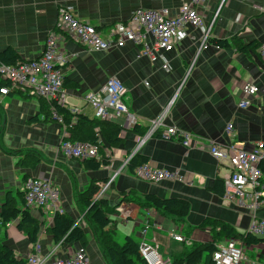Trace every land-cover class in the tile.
<instances>
[{"label": "crops", "instance_id": "crops-1", "mask_svg": "<svg viewBox=\"0 0 264 264\" xmlns=\"http://www.w3.org/2000/svg\"><path fill=\"white\" fill-rule=\"evenodd\" d=\"M187 1L190 0H0V51L13 47L24 60L39 57L49 33L57 31L61 9L67 5L74 7L78 18L95 25L106 36L114 23L127 21L137 9H167L177 15ZM256 5H264V0H206L198 8L210 29L208 47L201 49L204 30L187 25L175 48L165 52L170 71L162 68L161 61L144 56L142 46L133 42L121 48L93 50L68 35L62 36L59 47L70 57L62 69L68 105L94 117L87 94L116 77L127 88L123 101L135 115V125L113 120L124 124L123 141L117 147L100 149L98 159H106L109 164L91 170L83 160L68 158L61 152L65 129L58 120L46 118L48 100L31 90L1 96L0 208L9 192L17 197L19 191L25 190L28 179H49L59 188L66 212L85 229L84 247L90 264H112L86 216L87 209L79 202V193L94 179L99 180L101 188L113 179L111 187L100 196L111 207H117L110 216L115 222V240L123 244L131 236L139 243L159 244L160 252L169 261L195 242L213 236L211 225L203 227L204 223L220 220L245 233L254 218L264 219V203L255 211L248 210L225 200L213 189L218 178L228 175L229 168L220 165L210 153L213 142L237 144L250 151L264 141V57L260 51L264 45V15ZM213 38L234 43L221 48L211 43ZM153 40L149 37L150 43ZM237 42L253 46L240 51ZM249 82L257 85L258 92L250 97L248 107L241 108L243 86ZM167 105L163 128L140 144L151 121ZM230 123L234 125L232 134L226 131ZM135 126L144 134H138ZM169 126L191 134L194 145L187 147L179 139L162 137V131ZM102 142L105 143L103 138ZM30 150L41 160L37 165L32 161L30 166H24L20 159ZM136 153L148 157L151 165L178 172V178L159 182L138 178L124 166ZM150 193L188 200V216L176 221L163 211L143 207ZM31 213L42 224L38 242L43 264H54L83 247L80 242L55 243L48 231L54 212L31 207ZM173 228L188 242L172 239L169 233ZM0 242L11 246L19 258H27L32 252L33 243L26 232L19 230L18 220H0ZM253 247L256 248H247ZM249 261L245 264H252Z\"/></svg>", "mask_w": 264, "mask_h": 264}, {"label": "built area", "instance_id": "built-area-1", "mask_svg": "<svg viewBox=\"0 0 264 264\" xmlns=\"http://www.w3.org/2000/svg\"><path fill=\"white\" fill-rule=\"evenodd\" d=\"M205 1L184 2L177 15H171L167 9H137L127 21L114 23L106 36L95 25L78 18L74 13V7L67 5L61 9L57 31L53 30L49 33L44 50L39 57L24 60L16 65L0 64L1 78L10 83L9 86H0V99L11 91L31 90L39 98H44L53 104V117L63 124V118L57 113V107L67 108L74 114L81 111L68 105L62 69L67 65L70 57L59 47V39L62 36L68 35L93 50H111L133 42L142 46L144 56L152 61H161L162 68L170 71L172 67L165 52L175 48L180 32L187 25L204 30L201 49L208 47L210 29L206 27L204 17L198 8ZM256 9L264 15V5H256ZM149 37L154 39L152 43L149 42ZM260 51L264 57V45ZM126 92L127 88L123 82L116 77H111L104 85L90 91L86 99L94 110V117L123 120L127 125H135L136 117L123 101ZM257 92V85L246 83L243 86L245 98L239 106L248 107L250 97ZM167 111L168 105L159 117L151 121L147 133L140 139V144L163 128V119ZM233 128L232 123L228 124L227 133L232 134ZM64 129L65 138L60 144V150L66 157L79 160L98 158L99 145L89 142H72L66 138L68 133L65 125ZM162 137L179 139L187 147L194 145L192 135L179 130L176 126L166 127L162 131ZM210 153L220 165L229 168V173L224 178L223 198L248 210H257L264 203V169L262 167L264 141H259L250 151L240 148L237 144L226 145L213 142L210 144ZM132 156L125 161V167ZM135 175L143 180L159 182L164 179H176L179 173L146 162L137 167ZM112 180L103 185L99 196L111 187ZM24 192L26 204L30 208L35 207L47 213L54 212V214L66 212L59 188L49 179H28ZM248 231L257 236H264V219L254 218ZM169 234L177 242H188L176 228H173ZM217 246L218 250L214 254L215 264H242L245 260V248L239 241L230 239ZM40 253L41 245L37 241L27 257V264H43L44 258ZM140 253L146 264L169 263V260H166L160 252L159 244L143 241L140 243ZM54 264H90V258L83 246L67 258L56 260Z\"/></svg>", "mask_w": 264, "mask_h": 264}, {"label": "trees", "instance_id": "trees-1", "mask_svg": "<svg viewBox=\"0 0 264 264\" xmlns=\"http://www.w3.org/2000/svg\"><path fill=\"white\" fill-rule=\"evenodd\" d=\"M234 40L237 41L236 37ZM211 43L221 48H227L231 47L234 42L228 39L213 38ZM235 44L240 51L248 50L253 46V44L243 45L238 42ZM22 61L24 59L13 47H7L0 51V64L16 65ZM4 85L9 86L10 83L3 80L0 75V86ZM49 103L46 104V118L57 120L53 117V104ZM56 110L59 116L63 118V124L66 126L68 133L66 138L72 142L97 144L100 151L104 147H117L123 141L121 137L123 127L120 123L89 117L80 112L74 114L63 107H57ZM33 120H37V117ZM134 130L138 134H144L138 129V126H135ZM13 152L17 151L14 150ZM40 160V156L30 150L25 158L20 159V163L24 166H30L33 161L37 165ZM148 160V157L136 153L129 160L127 169L134 174L137 167L148 162ZM83 161L91 170H99L102 165L109 164L108 160L102 158ZM262 167L264 169V164ZM98 182L99 180L94 179L83 192L79 193V202L84 209H87L86 216L96 228L97 238L106 258L112 264H146L141 256L140 243L137 240L131 236H127L123 244H119L115 240V222L110 216L117 207H111L107 200L99 196L102 188ZM213 189L223 196L225 191L224 179L218 178ZM142 206L163 211L176 221H183L191 209L190 202L184 198H162L152 193L146 196V201ZM0 220L3 223L18 220L19 230L26 232L33 244L38 241L42 224L32 215L31 208L27 206L24 191H19L17 197L13 196L11 192L8 193L0 208ZM207 224L211 225L212 231L214 230L213 236L209 240L195 242L187 251L174 257L168 264H215L214 254L218 250L217 245L222 240L234 239L245 247L264 246V236H257L249 231L239 232L229 223L220 220L207 222L202 226L206 227ZM48 231L52 234L55 243L80 242L86 246L85 229L77 223V220L69 212L56 213ZM27 262V258H19L11 246L0 242V264H27Z\"/></svg>", "mask_w": 264, "mask_h": 264}, {"label": "rangeland", "instance_id": "rangeland-1", "mask_svg": "<svg viewBox=\"0 0 264 264\" xmlns=\"http://www.w3.org/2000/svg\"><path fill=\"white\" fill-rule=\"evenodd\" d=\"M123 241H119V243L122 244ZM243 245V244H242ZM244 246V245H243ZM245 250V258L246 260L244 261V264L249 261L252 264H264V246L260 245L257 246L256 248H252V250H249L250 248H247L244 246Z\"/></svg>", "mask_w": 264, "mask_h": 264}]
</instances>
